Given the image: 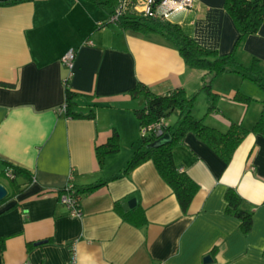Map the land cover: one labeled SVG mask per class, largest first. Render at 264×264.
<instances>
[{"label":"crops","instance_id":"obj_1","mask_svg":"<svg viewBox=\"0 0 264 264\" xmlns=\"http://www.w3.org/2000/svg\"><path fill=\"white\" fill-rule=\"evenodd\" d=\"M224 5L194 0L168 21L227 54L238 32ZM108 16L87 0H0V171L10 162L32 178L0 203V264H68L72 255L75 264H264V135L248 133L226 164L196 134L185 133L172 150L176 166L198 184L185 213L151 160L124 172L142 132L134 110L144 106L129 91L142 83L158 95L179 87L195 94L205 71L188 67L159 33L100 26ZM70 50L71 71L62 61ZM238 56L264 67V23ZM66 81L77 94L74 110L92 116L62 110ZM213 81L216 109L207 111L206 94L205 112L193 114L220 131L230 122L250 128L261 106L234 101L232 89L221 96ZM178 119L174 112L165 123ZM113 132L119 149L100 163L96 147ZM70 182L80 189L101 183L79 193V216L59 200ZM227 188L252 215L247 232L226 212ZM131 199L134 206L124 211ZM135 206L144 214L141 226L120 212Z\"/></svg>","mask_w":264,"mask_h":264},{"label":"trees","instance_id":"obj_2","mask_svg":"<svg viewBox=\"0 0 264 264\" xmlns=\"http://www.w3.org/2000/svg\"><path fill=\"white\" fill-rule=\"evenodd\" d=\"M97 8L103 9L110 15L118 0H87ZM225 9L234 21L238 35L231 52L219 54L216 50L208 49L197 43L191 36L186 34L180 25L163 20L159 17H148L139 14L126 13L117 22L121 27L137 33L155 32L165 36L179 51L186 65L190 68L205 71L200 89L208 95L207 111H214L216 95L212 92L213 78L221 72H241L243 69L248 73L247 78L253 80L264 89V67L257 58L252 57L247 64L240 61L238 53L244 40L255 34L264 23V0H225ZM109 24L102 21L100 26ZM243 75V74H242ZM245 76V75H244ZM65 82V114L70 117H88L92 113L83 114L74 110L76 93L70 91ZM131 98L142 97L144 106L135 109V115L141 127L140 139L134 149L131 158L124 170L125 173L137 165L151 160L161 178L173 190L178 204L185 213L198 191V184L184 171L180 170L172 157L173 147L182 140L185 133L191 131L204 141L218 154L227 164L237 146L248 133L264 135V99L261 100V109L255 123L246 128L240 123L230 122L225 131L207 126L203 118L196 117L192 110L195 95H187L181 87L170 90L165 95H158L146 85L137 83L129 91ZM232 99L239 102H249L251 98L240 92H235ZM177 113L179 119L173 124H166L172 113ZM163 121L158 128L150 127L151 124ZM163 135H168L169 140L157 147L151 144ZM119 149V139L116 132L102 145L96 147V155L101 163L104 155ZM1 174L5 175V169H11V176H7L10 187L7 196L1 201H6L19 193L27 179L31 175L26 169L10 162H3ZM0 174V175H1ZM1 175V176H2ZM32 179V178H31ZM101 183H94L80 189L77 193L91 192L98 188ZM63 187L59 190L61 193ZM226 212L240 220V227L247 232L252 224V215L249 211L241 208L242 198L234 188H227L224 194ZM0 202V203H1ZM121 210V209H120ZM135 225L145 224L143 211L135 206L133 209L122 212Z\"/></svg>","mask_w":264,"mask_h":264},{"label":"built area","instance_id":"obj_3","mask_svg":"<svg viewBox=\"0 0 264 264\" xmlns=\"http://www.w3.org/2000/svg\"><path fill=\"white\" fill-rule=\"evenodd\" d=\"M194 0H118L111 14L107 17L109 23H117L126 13H134L148 17H159L163 20H169L172 13L189 10L193 7ZM101 24V23H100ZM74 52H66L62 57L64 65L71 71L74 62ZM71 73H69V76ZM65 111V104L62 106ZM163 121L150 125L158 128ZM5 175L11 176V169H5ZM59 200L64 204L71 216L80 215V195L77 193L75 186L70 182L65 184L62 192L59 194ZM21 264H30L23 262ZM68 264H75V258L72 255Z\"/></svg>","mask_w":264,"mask_h":264},{"label":"rangeland","instance_id":"obj_4","mask_svg":"<svg viewBox=\"0 0 264 264\" xmlns=\"http://www.w3.org/2000/svg\"><path fill=\"white\" fill-rule=\"evenodd\" d=\"M109 24L111 26V23ZM246 74L248 75V73L244 69H243V73L226 72V75H224V72H221V73H218L214 77L215 80L213 79L214 80L213 83L217 84L218 88L220 89V91L218 90V93H220L221 96H228V94L226 95L225 93H228V91L230 93V89H232L235 92H240L246 96H249L251 98V100L249 101L251 108H253L254 106L258 108L261 106V100L264 99V89L258 86L250 78H247ZM222 76H229V77L233 76V77H231L232 79H229V80L228 79L223 80ZM195 94H196L195 102H194L192 112L196 113L197 111H201L203 113V111L205 112V107L203 106V103H202V96H207V95L201 89H199ZM0 174H1V171H0ZM1 175H0V183L5 184L6 188L9 191V188H11L9 180L4 175L2 176Z\"/></svg>","mask_w":264,"mask_h":264},{"label":"water","instance_id":"obj_5","mask_svg":"<svg viewBox=\"0 0 264 264\" xmlns=\"http://www.w3.org/2000/svg\"><path fill=\"white\" fill-rule=\"evenodd\" d=\"M169 140L168 135H163L162 137H160L158 140H156L154 143L151 144L152 147H157L160 146L164 143H166ZM8 194V189L5 187L4 184L0 183V202L7 196ZM135 204V200L131 199L127 202H125L122 205V208L124 211L128 210L129 208L133 207ZM210 261V257L209 256H205L204 257V262H209Z\"/></svg>","mask_w":264,"mask_h":264}]
</instances>
